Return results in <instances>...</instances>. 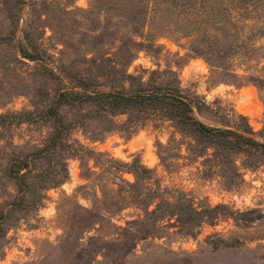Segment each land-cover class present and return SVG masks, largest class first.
<instances>
[{
    "label": "rangeland",
    "instance_id": "obj_1",
    "mask_svg": "<svg viewBox=\"0 0 264 264\" xmlns=\"http://www.w3.org/2000/svg\"><path fill=\"white\" fill-rule=\"evenodd\" d=\"M148 4L0 0V114L40 110L64 88L22 58L25 48L90 90L129 93L140 82L176 90L199 106L195 117L205 125L248 128L264 144V0H168L156 14L151 4L146 13ZM149 32L154 47L133 49L130 39L140 42L137 36ZM131 50L139 51L131 56ZM91 110L67 106L60 113L72 128L68 143L92 154L72 157L56 149L29 158L38 177L28 181L25 206L0 227V264H264L262 148L209 150L196 158L188 150L199 145L169 122L135 119L137 130L108 133L111 125L91 120ZM50 133L49 122L0 130V206L18 194L5 174L10 156H31ZM106 157L151 170L156 182L149 184L161 186L166 197L186 198L200 209L221 206L217 219L191 232L172 219L146 239L127 234L126 223L142 213L115 209L112 194L102 198V190L121 185L100 174ZM61 176L64 182L41 190L43 180ZM119 177L135 182L132 173Z\"/></svg>",
    "mask_w": 264,
    "mask_h": 264
},
{
    "label": "trees",
    "instance_id": "obj_2",
    "mask_svg": "<svg viewBox=\"0 0 264 264\" xmlns=\"http://www.w3.org/2000/svg\"><path fill=\"white\" fill-rule=\"evenodd\" d=\"M147 1H149V4L146 7V13L149 12V5L151 4L153 14L160 12L159 10L163 8L162 2L164 5L168 3V0L162 2L160 0ZM179 33L183 34L182 32ZM137 37L140 42L133 38L130 39L133 49L154 47L156 40L152 32L147 33L145 37L143 34ZM138 51L131 50V56ZM19 53L22 58L35 62L47 69L55 79L62 83L64 88L55 92L52 99L42 106L40 110L33 112L24 110L0 114V130L24 123L49 122L51 124V133L42 148L30 154L31 156L13 154L8 160L5 174L14 184L18 194L12 201L0 206V227L7 221L12 212L25 206V195L29 190L28 181L31 177H38L35 176L32 170L30 157L40 156L56 149H62L72 157L77 155L85 157L86 153L92 154V151L88 150H84L86 152L82 153L81 150L75 149L73 145L68 143L72 128L64 122L60 113L63 107L90 106L92 110L88 117L91 120H106L111 125L110 129L107 130L108 133L113 130L127 131L129 133L137 130L142 126L135 119L152 118L157 122H169L190 142L199 145L200 149L188 150L196 158L203 157L204 153L209 150L218 154L222 152L240 154L255 148L264 150V144L256 142L252 138L253 133L248 128L241 130V132L246 133L244 135L227 128H212L199 121L195 117V111L200 112L199 106L192 100L184 98L176 90H162L140 82L141 87L129 93L116 90L108 92L94 91L87 88L81 81L73 83L67 78L61 77L37 54H31L25 48H20ZM121 116H125L126 120L117 123L114 119ZM98 169L102 176L115 177L121 183L116 190L113 188L102 190V198L108 201L109 194H112L115 196V204L113 206L115 209L121 211L133 206L142 213L136 220L127 222L126 229H124L127 234L135 236L138 240L146 239V236L158 230L160 228L158 225L163 223L164 220L175 219L181 231L191 232L203 224L211 225L217 219L221 206L200 209L194 207L192 202L186 198L166 197L167 192L165 193L161 186H155L154 184L151 186L149 184L148 181L156 182L152 171L139 163L121 164L106 157L105 162L100 164ZM63 171H66V169ZM125 173H132L135 177V182L130 183L119 177ZM43 181L44 186H42L41 190L45 191L47 188L64 182L65 177L48 178ZM109 244L114 245L116 242ZM101 250H105V248ZM95 254H98V252Z\"/></svg>",
    "mask_w": 264,
    "mask_h": 264
},
{
    "label": "water",
    "instance_id": "obj_3",
    "mask_svg": "<svg viewBox=\"0 0 264 264\" xmlns=\"http://www.w3.org/2000/svg\"><path fill=\"white\" fill-rule=\"evenodd\" d=\"M237 132H238V133H240V134H244V135L246 134V133H244V132H241V131H237Z\"/></svg>",
    "mask_w": 264,
    "mask_h": 264
}]
</instances>
